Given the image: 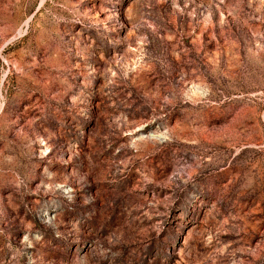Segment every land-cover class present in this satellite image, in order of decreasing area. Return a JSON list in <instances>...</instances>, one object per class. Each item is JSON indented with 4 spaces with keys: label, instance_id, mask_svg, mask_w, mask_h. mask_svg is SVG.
<instances>
[{
    "label": "rangeland",
    "instance_id": "374dc122",
    "mask_svg": "<svg viewBox=\"0 0 264 264\" xmlns=\"http://www.w3.org/2000/svg\"><path fill=\"white\" fill-rule=\"evenodd\" d=\"M0 264H264V0H0Z\"/></svg>",
    "mask_w": 264,
    "mask_h": 264
}]
</instances>
